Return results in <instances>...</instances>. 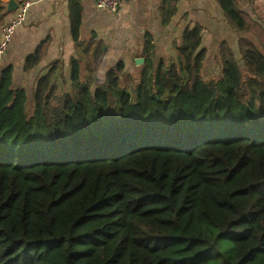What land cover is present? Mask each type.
Listing matches in <instances>:
<instances>
[{
  "label": "trees",
  "instance_id": "obj_1",
  "mask_svg": "<svg viewBox=\"0 0 264 264\" xmlns=\"http://www.w3.org/2000/svg\"><path fill=\"white\" fill-rule=\"evenodd\" d=\"M215 1L254 39H239L240 60L220 44L215 81L202 75L200 28L184 30L179 65L142 73L134 96L117 91L123 62L93 91L73 61L74 91L58 96L50 70L30 113L13 68L0 71V264H264V25ZM68 3L77 42L82 0ZM95 60L98 72L101 46Z\"/></svg>",
  "mask_w": 264,
  "mask_h": 264
},
{
  "label": "crops",
  "instance_id": "obj_2",
  "mask_svg": "<svg viewBox=\"0 0 264 264\" xmlns=\"http://www.w3.org/2000/svg\"><path fill=\"white\" fill-rule=\"evenodd\" d=\"M1 1L4 16L0 19V38L2 28L14 19L16 12H7V6L12 0ZM14 1L19 6L26 0ZM29 1L32 5L27 19L17 28L0 65V71L12 67L16 85L26 90L27 83L28 86L34 83L36 88L38 80L50 70L55 72L53 84L57 91L61 90L57 81H61L63 74L71 82L73 61L80 65L82 81L84 72L95 70V51L98 46L103 49L100 73L105 72L106 77V71L119 62L124 63L125 72L145 71L147 60L151 57L156 65L161 62L173 63L165 61L173 59L172 50L176 44H181L186 29H201L200 50H206V58L212 53L220 54L219 46L222 43L236 44L240 38L249 37V34L238 33L231 28L215 0H123L118 14L97 10L96 0H82L81 34L75 42L71 35L69 0ZM236 2L241 11L264 25V0ZM174 11L172 19L166 20ZM148 37L153 50L146 53ZM41 45H44V54L40 63L26 70L27 58ZM208 45H218V48L211 52L207 50ZM141 59L144 64L134 63ZM91 90H94L92 86Z\"/></svg>",
  "mask_w": 264,
  "mask_h": 264
},
{
  "label": "rangeland",
  "instance_id": "obj_3",
  "mask_svg": "<svg viewBox=\"0 0 264 264\" xmlns=\"http://www.w3.org/2000/svg\"><path fill=\"white\" fill-rule=\"evenodd\" d=\"M250 36L248 38L254 40ZM1 40H2V35L0 38V42H1ZM237 41H239V40H237ZM237 44H238V42L236 44L229 43L228 45L230 46L231 50L232 49L234 50L236 58L238 60H240L239 49H238ZM180 45L176 44L175 47L173 48V50H172L173 51V59L171 61L167 60L165 62H167V63L173 62V64L175 66L179 65L180 61L183 60V56L179 53V50H178V46H180ZM217 48H218V45L217 46H212V45L207 46V50H209L211 52H213ZM149 64L150 63H148V65L146 66L145 71L143 69V72H138V71H136V72H125V75L128 76L130 78V80L127 83H123L122 87L117 90L119 96H120V93H122L124 90H127L128 92H130L134 96L136 88L142 84V73L146 72V74L149 76V78H153L155 76L156 63L154 64L152 69L149 68ZM165 65L169 66L170 64H165ZM110 68H112V67H110ZM221 68H222V66H221L220 54H218V55H217V53L210 54L204 62V68L202 71L203 78L206 81H215L220 76ZM148 69H149V71H146ZM104 74H105V72L100 73V70L98 72H95V70H94V72H84V76H82V83L91 85L92 89L95 90L99 85H102L104 83V80H105ZM67 76H68V74H67ZM57 83L60 84L59 88H61V90L57 91L58 96H62L63 94L68 93V92L72 93L74 91V87L72 86L71 82L69 81V77L65 78L63 74L61 75V81H59V82L57 81ZM28 84L29 83L26 84V88L28 89V92L30 93V96H29L30 97L29 112L32 113L33 112V93L35 90V86H34V83L31 86H28ZM113 92L114 91H112V93H111V95H112V107H115V110H116V106L118 105L117 103L119 101V96L117 97L116 93H113ZM115 110H113L114 111L113 115H115Z\"/></svg>",
  "mask_w": 264,
  "mask_h": 264
},
{
  "label": "built area",
  "instance_id": "obj_4",
  "mask_svg": "<svg viewBox=\"0 0 264 264\" xmlns=\"http://www.w3.org/2000/svg\"><path fill=\"white\" fill-rule=\"evenodd\" d=\"M122 1L123 0H96V8L97 10L106 12L108 14H118ZM31 5L32 4L29 0H26L21 5H19L15 12L14 19L6 24L3 28L2 40L0 42V65L4 54L13 40V36L17 28L26 21Z\"/></svg>",
  "mask_w": 264,
  "mask_h": 264
},
{
  "label": "water",
  "instance_id": "obj_5",
  "mask_svg": "<svg viewBox=\"0 0 264 264\" xmlns=\"http://www.w3.org/2000/svg\"><path fill=\"white\" fill-rule=\"evenodd\" d=\"M17 9H18V4L14 0H12L7 6V12L9 14L15 12ZM135 63H136V65L144 64V60L143 59L136 60Z\"/></svg>",
  "mask_w": 264,
  "mask_h": 264
}]
</instances>
